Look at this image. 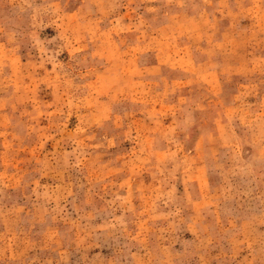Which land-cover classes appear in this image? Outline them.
Segmentation results:
<instances>
[{
	"label": "rangeland",
	"instance_id": "obj_1",
	"mask_svg": "<svg viewBox=\"0 0 264 264\" xmlns=\"http://www.w3.org/2000/svg\"><path fill=\"white\" fill-rule=\"evenodd\" d=\"M0 264H264V0H0Z\"/></svg>",
	"mask_w": 264,
	"mask_h": 264
}]
</instances>
